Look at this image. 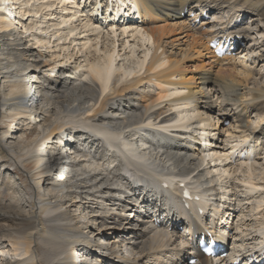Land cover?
Here are the masks:
<instances>
[{
  "label": "bare ground",
  "instance_id": "obj_1",
  "mask_svg": "<svg viewBox=\"0 0 264 264\" xmlns=\"http://www.w3.org/2000/svg\"><path fill=\"white\" fill-rule=\"evenodd\" d=\"M224 5L254 14L264 32V0H0V234L9 236L0 242V257L11 253L3 264H75L76 257L92 264L97 259L90 254L108 264H187L192 255L196 264H243L249 253L264 255V179L252 176L264 154V87L248 88L259 69L243 62L248 32L239 28L242 19L211 26L213 19L202 18L203 10L210 16ZM213 35L231 37L237 62L212 55ZM254 46L264 64V50ZM207 86L224 94L217 105L207 100ZM215 108L214 122L208 114ZM249 109L258 116L255 123ZM229 116L235 121L224 128ZM201 137L206 140L199 144ZM64 143L73 151L65 161L59 156ZM242 152L253 158L243 160ZM13 172L27 210L14 195L9 208L1 201ZM189 183L216 206L202 207L200 215L192 210L182 222L188 231L178 234L174 198L178 185ZM140 195L155 214L169 215L168 225L161 219L153 226L146 213L133 243L138 247L120 257L131 226L103 229L131 223V205ZM67 202L85 206L81 219L66 210ZM208 219L219 234L211 232L205 242L231 240L232 260L209 261L197 253L192 238H201L203 227L210 231ZM82 227L96 242H109L107 252L115 256L108 260L97 246L81 247L87 239Z\"/></svg>",
  "mask_w": 264,
  "mask_h": 264
},
{
  "label": "rangeland",
  "instance_id": "obj_2",
  "mask_svg": "<svg viewBox=\"0 0 264 264\" xmlns=\"http://www.w3.org/2000/svg\"><path fill=\"white\" fill-rule=\"evenodd\" d=\"M6 5V4H5ZM234 11V9H230V7H228L227 5H224L223 7H221V8H219L216 12H210V19L209 20H214V23L211 25V26H216V24H221V22L223 23L224 21H226V20H228V19H232V18H238V19H242V22L240 23L241 25L239 26V28L241 29V30H243V29H246V31L248 32V34L246 33V39H245V41H244V36H243V38H242V42H244V44H245V46H246V51H245V54L247 55H245V59L243 58V62L245 63V65H248V66H250V68L249 69H253V68H255V70H257L258 71V69H259V74L258 75H256V76H254L253 78H250L249 79V84H248V88L249 89H251L252 87H253V85L254 84H256V88H259V87H261V88H263L264 86H263V84L261 83V81H262V78H261V76H263L264 75V64L262 63V62H260L261 60H257V55L259 54L258 53V50H255L254 48H255V46H254V44H258V46L260 45V49H263L264 50V32H263V25L259 22V20H258V18L257 17H255V16H253L254 14H244L243 15V13H242V15H239V12L237 13V12H233ZM8 13H9V10H8ZM234 13V14H233ZM231 15H234V16H231ZM189 20V19H188ZM249 20V21H248ZM216 21V22H215ZM221 21V22H220ZM186 22H187V19H186ZM253 23V24H252ZM250 29H251V31H250ZM21 31V30H20ZM20 33H24L23 31H21ZM249 35V36H248ZM20 36H21V34H20ZM22 36H23V39L25 38L26 39V37L28 36V34H22ZM21 36V37H22ZM52 41H55L54 40V38L52 39H50V42H52ZM44 47H46V46H44ZM32 48H36V49H38L39 51H41L42 53H46V54H49V53H47V50H45L44 48L42 49V48H40V47H38V46H35V45H33L32 46ZM51 49H53V48H51ZM178 49H180V47H178V48H172V53L173 52H175V53H179V51H178ZM182 49H185L184 47H182ZM244 55V54H243ZM47 56H49V55H47ZM255 56H256V58H255ZM207 57V56H206ZM241 60H242V58H240ZM236 62H237V60H236ZM258 84H261L259 87H258ZM203 89H206L205 90V94H207L209 97H211V99L209 100V99H207L208 101H210V103H214V104H216V103H219V102H221V99L223 98V93L218 89V88H216V87H213V86H207V87H203ZM260 89V88H259ZM225 93H231L230 91H231V89L230 88H224V89H222ZM247 91V89H240V91H238V92H246ZM212 101V102H211ZM217 105V104H216ZM216 107V106H215ZM216 109V111L215 110H212L211 111V113L210 114H208V116L209 117H211V115H212V117L214 116V118H215V120H214V122L216 121V115H217V108H215ZM247 113H248V117H249V121H251L252 123H255L257 120H258V116L256 115V113L255 112H253V110H247ZM202 115H203V117L205 116V117H207L206 116V114L204 115L203 113H202ZM211 119V118H210ZM233 121H235L234 120V118L233 117H231V116H229L228 117V124L224 127V128H228V127H231L230 126V124L232 125V123H233ZM231 122V123H230ZM213 123V122H212ZM235 124V123H234ZM216 125V123H213V127H212V129H214V130H217V128L215 127L214 128V126ZM2 127H3V125H2ZM80 128H82V127H80ZM263 128H264V126H263ZM15 129V128H14ZM16 131V130H15ZM15 131L13 130V131H10V133H9V136L10 137H12V138H14V135H15ZM224 133V132H223ZM224 135V137H225V135H226V133H224L223 134ZM115 148V147H114ZM261 158H260V160H257V164L253 167V169H252V171H253V173L252 174H254V175H252L254 178H256V180H258L259 178L260 179H264V178H262V177H264V176H261V175H264V173H262L263 172V170H264V154H262L261 156H260ZM8 173V171H5V172H3V174L5 175V174H7ZM14 174H12L11 173V175L14 177V179H13V185H12V188H11V190L10 191H6V193H8V194H6L5 196H3V198H2V200L1 201H3V203L4 204H7V205H9L8 206V208L9 207H11V206H13V204H11L10 202H11V200H10V198H11V196H15V200H17L18 201V203H19V206H20V209L22 210H27L28 209V206H30V204L27 202V196H26V193L24 192L25 190L23 189V187L21 186V183H22V181L20 182L19 180H18V176L17 175H15V172H13ZM262 173V174H261ZM60 176H62V175H60ZM15 183V184H14ZM45 185V184H44ZM13 190H14V192H13ZM10 192V193H9ZM9 196V197H8ZM65 205H67V208H66V210H68V212L70 213V214H73V216H76V217H78V219H81V212H82V210L85 208V206H84V208L83 209H75V208H73V207H69L68 205H69V203L67 202ZM77 210V211H76ZM68 213V214H69ZM120 220H123V217H120ZM104 226H106V225H104ZM118 228L120 227V225L119 226H117ZM12 228H16L14 225H12ZM116 229V228H115ZM109 229V230H107V229H103V231H104V233H117V232H119V231H121L122 230V228H119V229ZM102 230V229H101ZM81 231L86 235V237H87V239L86 240H81V242H80V244L79 245H81V247H83V246H85L86 248H89V249H92L93 247H95V246H97V248H99L100 250H102V251H104V254L106 255V259H108V260H110V259H112L111 257H113V256H115V255H113V254H115V253H113V252H107V247H105V245L104 244H102L104 247H102V245L100 246V244H98V242L99 243H101V241H98V242H96V240H97V238L96 237H93V236H91V234H89L88 233V231L86 230V229H84L83 227L81 228ZM2 235H5V239L4 238H1V234H0V242H4L3 244H6L5 242L7 241L8 242V239H9V236H8V233L7 232H5V231H3L2 232ZM2 239V240H1ZM126 244V243H125ZM122 245V244H121ZM80 248V247H79ZM79 248H77V249H79ZM85 249V248H84ZM121 249H122V251H121ZM86 250V249H85ZM120 252H122V254H124V255H127V253H129L128 252V250L126 249V248H120V250H119ZM119 251H118V256H120V257H124L125 258V256H122V254L120 255V253H119ZM130 251V250H129ZM5 254H3V256L2 257H0V263L1 264H3L4 263V259L6 258L7 260L10 258V256H11V253L10 252H4ZM3 257H5V258H3ZM83 259H84V257H83ZM75 260V259H74ZM73 260V261H74ZM75 262V261H74Z\"/></svg>",
  "mask_w": 264,
  "mask_h": 264
}]
</instances>
